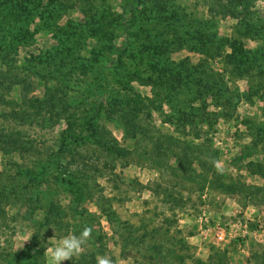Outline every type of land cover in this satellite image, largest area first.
Returning <instances> with one entry per match:
<instances>
[{"label":"rangeland","instance_id":"374dc122","mask_svg":"<svg viewBox=\"0 0 264 264\" xmlns=\"http://www.w3.org/2000/svg\"><path fill=\"white\" fill-rule=\"evenodd\" d=\"M0 74V264H264V0H0Z\"/></svg>","mask_w":264,"mask_h":264},{"label":"clouds","instance_id":"9594fccd","mask_svg":"<svg viewBox=\"0 0 264 264\" xmlns=\"http://www.w3.org/2000/svg\"><path fill=\"white\" fill-rule=\"evenodd\" d=\"M213 163L218 171H223L221 161L216 160ZM92 232L93 227L86 226L79 235L69 232L61 237L54 247L47 249L51 256V264H65V262L72 260L74 257L84 254L92 238ZM96 264H114V261L109 255H98ZM120 264H125V262L122 260Z\"/></svg>","mask_w":264,"mask_h":264},{"label":"trees","instance_id":"16d2710c","mask_svg":"<svg viewBox=\"0 0 264 264\" xmlns=\"http://www.w3.org/2000/svg\"><path fill=\"white\" fill-rule=\"evenodd\" d=\"M3 79L9 80V82H13L14 84H18V81H19L16 76L0 74V94L3 93L7 89L3 85V81H4ZM52 91L53 90H50V92H52ZM14 118H15V116H14ZM127 124H130V126H133V123H130L128 121H127ZM93 128H94V124H93V122H90V124H89L90 136H94L96 133V131ZM67 137L69 139H71V138L72 139H78V137H73L71 135H69ZM171 140H172L171 138H166L165 141H169V142H166L165 145H167V144L169 145ZM163 142L164 141L162 139H159V138L155 139V141L152 142V145H153L152 151L155 152L158 157L160 156V153H161V147L165 146V145H163L164 144ZM105 146L107 147V145H105ZM183 147L185 149H191V146H188V145H184ZM107 148H109V147H107ZM118 151H120V150H118ZM121 152H127V151L122 150ZM260 171H261L262 176H264V168H261ZM63 182H66L69 186H72V187L74 186V184L68 180H66V181L63 180ZM91 239H92L93 243L100 244V239H99V237H97V235L94 232H92V238Z\"/></svg>","mask_w":264,"mask_h":264},{"label":"built area","instance_id":"2783aa9c","mask_svg":"<svg viewBox=\"0 0 264 264\" xmlns=\"http://www.w3.org/2000/svg\"><path fill=\"white\" fill-rule=\"evenodd\" d=\"M217 235L218 240H222L223 239V233L219 232Z\"/></svg>","mask_w":264,"mask_h":264}]
</instances>
